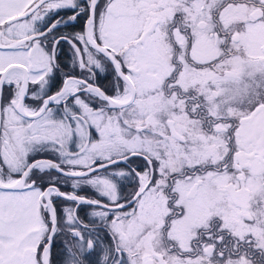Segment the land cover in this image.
<instances>
[{"label":"snow or ice","instance_id":"6c2138e0","mask_svg":"<svg viewBox=\"0 0 264 264\" xmlns=\"http://www.w3.org/2000/svg\"><path fill=\"white\" fill-rule=\"evenodd\" d=\"M0 264H264V0H0Z\"/></svg>","mask_w":264,"mask_h":264},{"label":"flooded vegetation","instance_id":"af4514ba","mask_svg":"<svg viewBox=\"0 0 264 264\" xmlns=\"http://www.w3.org/2000/svg\"><path fill=\"white\" fill-rule=\"evenodd\" d=\"M82 23V22H81ZM79 28H80V24H77L76 25V30H79ZM71 30V29H70ZM66 50H67V46H66ZM70 203V202H69ZM81 216H84V213L82 212L81 213Z\"/></svg>","mask_w":264,"mask_h":264}]
</instances>
